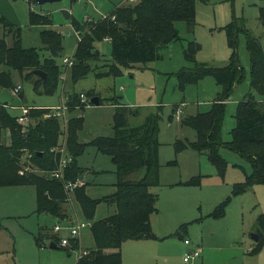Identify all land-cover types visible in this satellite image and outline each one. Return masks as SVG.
I'll list each match as a JSON object with an SVG mask.
<instances>
[{
    "label": "rangeland",
    "instance_id": "374dc122",
    "mask_svg": "<svg viewBox=\"0 0 264 264\" xmlns=\"http://www.w3.org/2000/svg\"><path fill=\"white\" fill-rule=\"evenodd\" d=\"M9 1L21 21V40L25 48L35 47L42 57H47L41 32L52 29L62 34L64 52L57 61L63 69L66 68L62 59L74 55L80 40L73 21L96 22L107 17L121 1V5L128 4L123 3L125 0H60L40 6L31 0ZM261 8H264V0H210L208 4L197 2L195 31L189 33L184 22L177 23L182 40L169 44L162 51V59L134 68L120 67V76H106L107 65L113 62V46L110 40H104L96 43L97 50L103 55L101 61L96 63L97 70L74 83L67 69L66 88L71 94L68 99L74 93L83 91L85 94L92 92L94 97L104 100L103 105L91 104L84 111L69 110L67 113L69 120L73 117L84 118V129L79 133L82 143L87 144L99 136L114 135L115 109L112 99L115 97L132 108L140 109V116L130 119L132 125L140 124L148 112H156L162 107L159 134L160 185L151 189L158 198V213L152 217V229L159 240L125 242L122 248L124 264H264V239L260 252H253L259 246L253 236L264 237V184L252 186L244 194L234 196V184L245 182L252 168L245 158L227 147L220 148V155L227 163L224 175L220 174L205 154L193 148L177 154L175 145L178 141L194 143L198 140V134L193 128L183 126L173 116L174 108L178 106L183 118L209 112L222 92V87L213 77L180 88L176 74L195 65L185 58L184 51L188 42L194 41L201 45L196 55L198 63L211 67L225 66L233 51L228 44L225 27L236 18L239 27L255 37L264 50V26L259 19ZM31 11L50 15L53 25L30 26ZM64 11L69 12L72 19H67ZM9 31L0 24V39L5 38L9 44H13L16 30L13 33ZM238 39L237 53L245 73L243 82L235 86L226 101L222 140L228 143L233 140L232 130L237 126L235 116L238 104L248 97L251 90L246 34L241 32ZM13 73V85H21L23 88L22 98L0 86V104H7L12 115H21L22 106H62V81L54 95H40L34 90L31 81L24 80L19 73ZM172 161H176V164L169 165ZM78 165L85 169V173L88 172L90 183L94 184L88 191L91 198L100 199L115 192L113 184L117 182L116 166L109 156L97 154L96 147L87 146L78 158ZM31 172L42 175L37 170ZM200 176L199 186L187 184ZM227 200L223 217L211 216ZM108 207L100 204L94 221L104 218L108 214ZM67 210L74 219L72 206L68 205ZM36 211L35 186L0 188V264H76L80 251L54 249L47 240L42 246L36 243L35 238L43 228L53 235L54 227L59 223L53 215H38ZM76 212L78 220L86 221L77 205ZM56 234L68 237L70 232L63 230ZM184 240H189L191 246H185ZM82 247H94V238L89 228L82 235ZM193 249H200L202 254L191 263H186L184 258Z\"/></svg>",
    "mask_w": 264,
    "mask_h": 264
},
{
    "label": "trees",
    "instance_id": "16d2710c",
    "mask_svg": "<svg viewBox=\"0 0 264 264\" xmlns=\"http://www.w3.org/2000/svg\"><path fill=\"white\" fill-rule=\"evenodd\" d=\"M197 2L208 4L210 0H139L136 4L119 3L107 17L96 22L74 20L73 26L80 40L73 55V66L69 69L71 82L77 83L98 69L96 63L101 61L103 55L97 50L96 43L104 40H110L113 46V62L107 65L106 76H120V67L134 68L162 59V51L169 44L182 40L177 23L184 22L189 33L195 31ZM259 19L264 26V8L260 10ZM0 24L6 31L10 29L9 32L13 33L16 30L17 34L13 44H9L5 38L0 39V86L13 89L15 72L24 80L31 81L38 94L54 95L63 74L62 65L57 61L64 52L62 34L52 29L41 32L42 44L48 53L47 57H42L37 48L23 46L21 27H14L1 17ZM51 25L53 20L50 15L30 12V26ZM225 30L228 44L233 49L225 66L211 67L198 63L196 55L201 50V45L197 42L189 41L184 51L186 60L195 65L176 74L180 88L184 89L185 85L198 84L207 77H213L222 87V92L209 112L182 119L183 126L191 127L197 132L198 140L194 143L178 141L175 148L177 154L188 148L205 154L222 175L226 172L227 163L220 155L221 147H227L245 158L252 171L245 182L234 184L232 193L239 196L252 186L264 184V50L255 37L239 27L236 18ZM241 32L247 38L251 90L248 97L238 104L235 116L237 126L232 130L233 140L228 143L222 140L226 101L235 86L243 82L245 73L237 53ZM36 70L44 71L47 79L44 81L35 75ZM79 94L74 93L68 99L70 112L86 109L80 102ZM87 96L92 99L94 93H87ZM112 100L115 107L114 135L99 136L87 144L82 143L79 136L84 129L83 117L71 118L67 132L64 133L57 118H45L49 109L33 107L30 121L24 127L18 123V116L9 111L7 104H0V188L35 186L37 214H51L59 222L70 220L67 207L71 201L78 204L84 219L92 222L94 248L76 264H123L121 247L125 242L157 239L151 219L158 212V198L151 189L160 185L159 134L162 107L156 112H148L140 124L132 125L130 119L139 117L140 109L121 105L116 97ZM103 103L104 100L100 98V105ZM176 111L177 108H174L173 116ZM7 133L10 136L9 145L5 143ZM63 137L67 152L73 160L65 169V181L76 182L82 179L85 169L79 167L78 158L83 155L87 146H94L99 153L109 156L116 166L117 182L113 194L93 199L87 192L89 184L84 183L75 189L70 199L61 180L31 171L21 175L26 153L32 155L30 166L33 171L55 170L60 159V154L56 151L62 146ZM174 164L176 161L169 162V165ZM201 178L202 176L195 177L187 184L199 186ZM102 203L115 205L116 213L94 221L97 208ZM227 204L228 200L211 216L223 217ZM262 224L264 225V220ZM258 237L259 246L253 249L255 253L260 252L263 245L264 237ZM35 239L39 246L44 245L45 240L59 246V239L44 228ZM59 248L63 250V247ZM69 250H82L80 240L71 239Z\"/></svg>",
    "mask_w": 264,
    "mask_h": 264
},
{
    "label": "built area",
    "instance_id": "2783aa9c",
    "mask_svg": "<svg viewBox=\"0 0 264 264\" xmlns=\"http://www.w3.org/2000/svg\"><path fill=\"white\" fill-rule=\"evenodd\" d=\"M126 3L129 4H136L139 2V0H125ZM74 63V59L73 56L72 57H65L62 59V64L66 69H70L73 66ZM66 76V75H65ZM64 75L62 76V80H65ZM22 86H15L13 89H11L12 95L14 96H19L21 91H22ZM79 98H80V102L83 104V106L85 108H88L91 103H90V99L88 98L87 94L85 93H80L79 94ZM68 103V98L63 100V104L62 106H58V107H52V108H48L49 109V113H47L45 115L46 119L49 118H57L60 123H61V128H62V132L66 133L67 132V125L69 122V118L67 117V113L69 112V107L67 105ZM22 110V114L20 116L17 117V121L20 125L22 126H27L29 121H30V111H31V107H21L20 108ZM176 118L180 119L181 118V110L176 112ZM65 137H63V144L61 147H59L57 149V153L60 154V159L57 165V168L53 171L50 172H46V171H40L41 174L47 178H51V179H57V180H61L64 183V187L66 192L70 195V199H72L71 195L73 194V192L75 191V189L79 186H82L84 184V182L82 180H78L76 182H71V181H65V169L66 167L73 161L72 157L68 154L67 152V148L66 145L64 143ZM32 157L31 154L26 153L23 157V169L21 170V175H24L25 173L29 172V171H33L32 167L30 166V158ZM27 162V164H25ZM72 203V201H71ZM75 221L74 222H70V221H64V222H59L57 223V225L54 227V231L58 234L61 233V231L63 230H67L70 232V235H68V237H63L60 236V240H59V246L63 247V248H70L71 247V239H75V240H79L81 237V234L83 233V231H85L86 229H90L92 227V222L90 221H80L78 220L77 215L75 214ZM185 244L186 245H190V241L189 240H185ZM80 254L78 257V260L82 257V256H86L90 254V249L88 250H79ZM201 254L200 249H195L193 250L192 253L188 254L185 258L184 261L186 263H191L192 261H194L195 259L199 258Z\"/></svg>",
    "mask_w": 264,
    "mask_h": 264
},
{
    "label": "crops",
    "instance_id": "0c3cea01",
    "mask_svg": "<svg viewBox=\"0 0 264 264\" xmlns=\"http://www.w3.org/2000/svg\"><path fill=\"white\" fill-rule=\"evenodd\" d=\"M122 2V1H121ZM121 2H120V4H121ZM125 1H123V3H124ZM103 18H105V17H103ZM90 21V20H89ZM78 34V33H77ZM79 35V34H78ZM62 70H63V74L62 75H66L67 76V73H69V71L67 72V69H63L62 68ZM65 76V77H66ZM62 78V77H61ZM66 78H68V77H66ZM65 78V80H62L61 79V81H62V84H63V90H62V93H61V98H62V101L64 100V99H67L68 98V96H69V92L70 91H67V88H66V85H67V83H66V81H68L67 79ZM11 90V89H10ZM22 91H23V89H22ZM22 91H21V93H20V97L22 98ZM68 92V93H67ZM81 93H85V92H83V91H81ZM71 95V94H70ZM122 104L121 105H125V106H127V107H130L128 104H126V103H124V102H121ZM23 107V106H22ZM25 107V106H24ZM28 107H31V108H33V107H37V108H46V109H48V108H52V107H58V106H50V107H47V106H28ZM114 107V106H113ZM115 108V107H114ZM179 110H181L180 109V107L178 106L177 107V111H179ZM176 111V112H177ZM181 115H182V113H181ZM20 116V115H19ZM175 117H176V115H175ZM182 116H181V118L180 119H177L180 123H181V120H182ZM5 143H7L8 145L10 144V136H9V133H7L6 135H5ZM97 154H99V152L97 151ZM94 173H96L95 172V170L94 169H91ZM90 170V171H91ZM160 172H161V169H160ZM97 174V173H96ZM90 176L88 175V172L87 173H84V175H83V177H82V179L83 180H85L86 182L85 183H88L89 184V186H88V188H87V192L89 191V189L94 185H91L92 183H90L91 181H90V178H89ZM115 185V183L113 184V186ZM115 187V186H114ZM115 189H116V187H115ZM116 191V190H115ZM113 194V193H112ZM111 195V194H110ZM109 196V195H108ZM102 204H105V203H102ZM70 206H72V209H73V211H72V217H74V219L73 218H71V215H70V222H71V219L73 220V221H75L76 219V217H75V214L77 215V212H76V205L79 207V205L78 204H76V203H70L69 204ZM107 205V204H106ZM109 207H108V214L104 217V218H106V217H109V216H111V215H113V214H115L116 213V206L115 205H108ZM81 210V209H80ZM158 213V212H157ZM156 213V214H157ZM155 215V214H154ZM78 217V216H77ZM153 217V216H152ZM79 218V217H78ZM104 218H102V219H104ZM101 220V219H100ZM72 221V222H73ZM59 222V221H58ZM64 222V221H63ZM151 222H152V219H151ZM56 225H57V223H56ZM91 229V228H90ZM53 231V230H52ZM178 233H180V232H178ZM54 236H56L59 240H60V236L59 235H57L54 231H53V233H52ZM84 234V231H83V233L81 234V237H80V244H81V248L83 249V250H91V249H93L94 247H92V248H83L82 247V235ZM155 234V233H154ZM156 235V234H155ZM180 235H181V233H180ZM157 236V235H156ZM155 240H159V237L157 236V239H155ZM155 240H141V241H155ZM50 242V241H49ZM134 242H138V241H134ZM51 243H52V241H51ZM125 244V243H124ZM123 244V245H124ZM184 244H185V240H184ZM123 245H122V247H121V254H122V259H123V261H124V253H123ZM185 246H187V247H190L191 246V244L190 245H186L185 244ZM59 247V246H58ZM139 250V249H138ZM194 250V249H193ZM140 251V250H139ZM141 252V251H140ZM193 251L191 250V253H192ZM138 254H139V252H138ZM201 254H202V252H201ZM69 256H71V253H70V255ZM78 261V260H77ZM124 264V263H123Z\"/></svg>",
    "mask_w": 264,
    "mask_h": 264
},
{
    "label": "water",
    "instance_id": "95a60500",
    "mask_svg": "<svg viewBox=\"0 0 264 264\" xmlns=\"http://www.w3.org/2000/svg\"><path fill=\"white\" fill-rule=\"evenodd\" d=\"M38 5L42 6L48 3H55L59 2L60 0H34ZM64 15L67 19H71V15L69 12L64 11ZM0 17L5 19L7 22H9L14 27H21V21L19 20L15 9L13 8V5L10 3L9 0H1L0 1ZM34 74L39 76L42 80L47 79V74L42 70H36L34 71ZM90 103L95 106L100 105V97H93L90 100ZM254 241H258L259 237L257 235L253 236ZM51 248L58 249V245L51 243Z\"/></svg>",
    "mask_w": 264,
    "mask_h": 264
}]
</instances>
